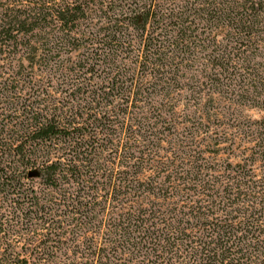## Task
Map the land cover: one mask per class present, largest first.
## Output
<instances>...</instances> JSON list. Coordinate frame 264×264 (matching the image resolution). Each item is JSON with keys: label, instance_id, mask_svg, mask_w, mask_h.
<instances>
[{"label": "trees", "instance_id": "1", "mask_svg": "<svg viewBox=\"0 0 264 264\" xmlns=\"http://www.w3.org/2000/svg\"><path fill=\"white\" fill-rule=\"evenodd\" d=\"M0 264H264V0H0Z\"/></svg>", "mask_w": 264, "mask_h": 264}, {"label": "rangeland", "instance_id": "2", "mask_svg": "<svg viewBox=\"0 0 264 264\" xmlns=\"http://www.w3.org/2000/svg\"><path fill=\"white\" fill-rule=\"evenodd\" d=\"M246 113L252 118H257L259 116V113L255 110H250L247 111ZM215 133L209 134L207 132H199V133L197 132V134H195L196 136L195 145L198 146L197 148H199V146H202L200 148L205 152L207 156V160L211 163H216L221 161L223 157L221 151L226 148V143H216L212 140V138L215 136ZM215 151H218L220 153L216 154L214 153Z\"/></svg>", "mask_w": 264, "mask_h": 264}]
</instances>
